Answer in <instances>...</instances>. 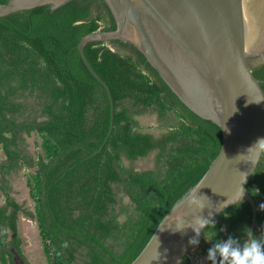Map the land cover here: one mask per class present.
I'll return each instance as SVG.
<instances>
[{"label":"trees","instance_id":"16d2710c","mask_svg":"<svg viewBox=\"0 0 264 264\" xmlns=\"http://www.w3.org/2000/svg\"><path fill=\"white\" fill-rule=\"evenodd\" d=\"M116 27L106 0L0 16V264H18L16 255L33 264L18 225L25 210L12 194L11 176L20 169H31V216L49 264H131L220 152L221 126L188 107L142 51L119 39L85 46L114 99L111 129L108 91L78 44L89 32ZM251 68L264 90V61ZM146 114L155 115L154 130L141 124L138 117ZM33 133L41 138L35 154L27 143ZM150 153L151 167L125 162ZM248 190L264 204V151ZM251 222L244 200L217 214L200 238L205 257L217 240L232 236L243 243ZM214 232L212 241L205 239ZM261 233L264 210L253 232ZM180 264L193 263L187 255Z\"/></svg>","mask_w":264,"mask_h":264},{"label":"water","instance_id":"95a60500","mask_svg":"<svg viewBox=\"0 0 264 264\" xmlns=\"http://www.w3.org/2000/svg\"><path fill=\"white\" fill-rule=\"evenodd\" d=\"M69 0H8L0 16ZM114 30L85 34L78 44L90 72L105 86L85 53L91 41L133 43L182 101L223 131L220 152L200 181L167 212L131 264H180L196 246L193 227L208 223L240 200L252 208L254 232L261 210L248 190L264 151V90L250 57L264 56V0H106ZM199 238L202 236L203 231Z\"/></svg>","mask_w":264,"mask_h":264},{"label":"rangeland","instance_id":"374dc122","mask_svg":"<svg viewBox=\"0 0 264 264\" xmlns=\"http://www.w3.org/2000/svg\"><path fill=\"white\" fill-rule=\"evenodd\" d=\"M264 61V56L259 59H250L251 64H256ZM141 124L147 130H154L152 126L156 124L155 115L146 114L138 117ZM41 138L32 134L27 136V143L30 151L35 154L40 149ZM4 157L3 151L0 147V162ZM137 169H144L151 167L154 163V153H150L145 157H140L134 161L129 162ZM31 169L22 168L18 172H15L11 176L12 194L22 204L25 212L20 214L19 218V231L23 240V250L28 260L33 264H49L44 254L43 243L40 238L38 224L35 219L32 218L31 214L34 211V202L30 196L29 187L27 184V176ZM2 199L0 198V204ZM193 264H209L203 254L200 246H196L188 256ZM16 261L18 264H27V262L16 255Z\"/></svg>","mask_w":264,"mask_h":264},{"label":"clouds","instance_id":"9594fccd","mask_svg":"<svg viewBox=\"0 0 264 264\" xmlns=\"http://www.w3.org/2000/svg\"><path fill=\"white\" fill-rule=\"evenodd\" d=\"M264 210V204L260 205ZM204 224H198L193 227L196 236L189 240V244L199 246V236L201 229H204L208 219H203ZM214 224V221H213ZM215 227V225H214ZM246 238L243 243L238 238L229 236L226 240H217L212 247L208 249L206 260L212 261V264H264V233L259 236L253 234L250 228H245ZM205 235V239L212 241L216 237Z\"/></svg>","mask_w":264,"mask_h":264},{"label":"flooded vegetation","instance_id":"af4514ba","mask_svg":"<svg viewBox=\"0 0 264 264\" xmlns=\"http://www.w3.org/2000/svg\"><path fill=\"white\" fill-rule=\"evenodd\" d=\"M260 57H262V56L250 57V59H251V60H252V59H259ZM250 59H249V62H250Z\"/></svg>","mask_w":264,"mask_h":264},{"label":"built area","instance_id":"2783aa9c","mask_svg":"<svg viewBox=\"0 0 264 264\" xmlns=\"http://www.w3.org/2000/svg\"><path fill=\"white\" fill-rule=\"evenodd\" d=\"M188 256H189V254H188Z\"/></svg>","mask_w":264,"mask_h":264}]
</instances>
